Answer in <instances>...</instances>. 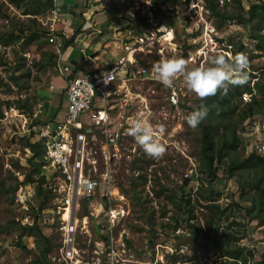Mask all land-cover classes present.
<instances>
[{"label":"rangeland","instance_id":"374dc122","mask_svg":"<svg viewBox=\"0 0 264 264\" xmlns=\"http://www.w3.org/2000/svg\"><path fill=\"white\" fill-rule=\"evenodd\" d=\"M13 1L20 3L22 9L17 10L10 0H0V33L3 36L24 26L26 31L49 30L52 12H40L35 23L23 15L30 6V0ZM253 1L256 0H242L244 9L239 10L234 0H217L218 10L222 13L239 16L238 19L226 20L213 14L206 0H163L160 9L152 0L111 2L121 6L120 14L137 31L157 30L161 25L173 29L175 44L164 43L165 51H168L164 58L156 52H142L147 56L142 62L152 70L161 60L175 58L184 59L187 69L206 67L208 57L217 53L229 59L242 53L248 61L247 82L227 87L234 91L238 87L242 93L236 94L219 115L216 109L205 103L209 96L203 100L198 98L186 88L182 76L174 79L173 86L164 87L155 79L154 72L146 76L137 75L126 83L125 89L122 88L124 85L120 87L128 96V106L122 108L119 98L111 102L114 109L109 110L111 119L105 133L97 130V139L91 140L97 161L94 177L102 181L107 178L115 186L113 208L121 215L116 220L113 233L114 236L122 234V249L127 248L124 259L133 260L134 264H187L190 258H193L192 264H196L198 260L193 251L197 249L221 256L216 244L203 239L202 235L206 230L205 216H211L202 205L207 204L206 193L212 188L215 190V204L229 208V219L219 223V235L223 232L224 236L243 238L238 244L252 248L257 260L264 253V226L258 220L245 217V212L234 205L251 207V203L241 199V173L231 176L227 173L230 166L227 157L215 161L217 177L212 180L201 173L200 162L203 129L209 125H214L212 135L215 141L237 129V154L241 160L251 155L253 149L264 154V52L258 49L253 38L258 33L264 34V20L256 18L249 21L247 12ZM137 34L134 37H138ZM38 42L25 48L26 41L21 39L17 45L4 47L0 44V58L8 62L5 67L0 66V264L75 262L57 250L60 236L55 228L60 221L56 210L59 203L55 198L62 201L58 193L50 191V186H55L53 180H57L56 176L51 172L48 179L42 167L46 181L40 192V173L35 169L44 159L43 152L38 146L35 152L30 147L38 143L32 137L30 125L46 121L42 114L36 120L31 115H35L38 104L46 100L43 93L57 74L47 72L42 63L49 61L54 50L50 38L41 35ZM137 55L142 57L140 52L135 53V57ZM248 86L252 92H247ZM172 87L181 91L177 105L169 99ZM201 103L206 106L207 115L197 127L191 128L185 116ZM216 105L222 107L221 104ZM29 107L32 111L27 110ZM137 118L146 119L154 129V138L165 146L161 157L146 155L127 134L126 129ZM198 188L201 193H198ZM44 193L50 195L49 199H44ZM250 194L247 196H252L253 191ZM187 198L197 206L187 204ZM96 200H78L76 214L80 218L85 215L89 223L87 238L82 237L80 231V235L75 236L74 247L79 250L78 259L83 264L98 263L95 246L100 245L101 249L102 243L105 246L108 241L111 246L115 243L114 236L107 229L108 201L101 204L102 200ZM42 203L44 208L40 209ZM192 215L195 217L187 222ZM36 218L44 236L22 229L28 224L27 219L32 222ZM97 223H106L105 228ZM44 237L51 241L48 252H45L47 243ZM228 242L222 237L219 245L223 248ZM99 259L101 264L107 261L106 255Z\"/></svg>","mask_w":264,"mask_h":264},{"label":"built area","instance_id":"2783aa9c","mask_svg":"<svg viewBox=\"0 0 264 264\" xmlns=\"http://www.w3.org/2000/svg\"><path fill=\"white\" fill-rule=\"evenodd\" d=\"M58 20L57 13H54L52 22L56 23ZM164 27L165 25H161L157 30L151 29L137 34L138 37H134V34L130 32L128 42L124 43V56L117 61L106 63L97 70L81 72L72 79L67 88L68 114L63 124L55 128L50 124H32L30 126L31 133L46 147L44 152L45 163L42 167L48 172L49 177L53 172L57 179L53 180L55 186H50V191L58 193L62 201L61 203L55 198L59 203L56 210L60 221L56 229L61 235V253L65 254L68 260H75L74 264H83V261L78 259L79 250L74 247L76 246L75 236L80 231L81 236L87 238L89 229L87 217L84 215L80 218L76 214L78 200L92 201L97 199V202L102 200L101 204L108 201V215L105 216L107 218L106 223H109L107 229L113 236L116 220L121 215L113 208L115 200L112 197L115 186L111 180L106 178L102 181L94 177L97 172V161L93 156L91 140L97 139L95 130L105 133L109 125V110L114 109L113 104L108 103L109 101L117 97L121 101L122 108L129 104L128 97L121 95L114 84L120 78L132 79L137 75L148 73L147 68L133 69V66L137 67L135 65L137 62L135 53L156 52L158 56H165V53L168 52L164 48V43L167 42L163 38ZM52 29L54 30V27ZM63 34L66 35V31ZM174 42L175 40L172 42L173 45ZM130 55H132V59ZM180 93L179 89L172 87L169 99L173 105L178 104ZM98 101L103 103V108L96 106ZM259 154L262 153L259 152ZM100 213L101 210H99V215ZM106 223L102 225L97 223V225L105 228ZM113 238L115 243L112 246L109 241L107 246L102 243L101 249L100 245L95 246L100 250L99 253L95 249V254L99 257L106 255L105 264H134L133 260L124 259L123 254H126L127 248L122 249L124 248L122 234L119 233ZM193 254L198 260L196 264H222L226 261V258L205 253L201 249L193 251ZM99 257L97 264H101ZM132 258L133 256H131ZM192 261L193 258H190L187 264H192Z\"/></svg>","mask_w":264,"mask_h":264},{"label":"crops","instance_id":"0c3cea01","mask_svg":"<svg viewBox=\"0 0 264 264\" xmlns=\"http://www.w3.org/2000/svg\"><path fill=\"white\" fill-rule=\"evenodd\" d=\"M48 1L49 0H37V3H35V1L32 2L27 8L30 14L25 15L28 16L27 19H32L36 23L37 16H39L40 12L50 11L53 15L57 13L59 20L53 23L50 18L49 22L51 27L49 30H45L44 32L41 30L38 32L36 30L26 31L27 29L25 26L18 30H21V32L24 30L25 35L23 33L20 34L23 36L21 40L26 41L24 48L26 46L31 47L38 44V38H40L41 35L45 36V38L49 37L51 45L54 47L52 54H50L51 57L49 61L42 63L47 68V72H54L57 74L54 75L50 87L43 93L46 100H44L42 104H38L39 109L35 111V115L32 114L31 116L36 120L39 115L42 114L43 120L46 121H42L44 123L40 125L50 124L55 128L63 124L67 118V88L70 81L81 72L97 70L106 63L117 61L125 55L123 48L124 43L128 42L130 38L129 33L140 34L142 31H137L132 27L130 21L120 14L121 6L111 3L113 0H52L53 7ZM108 1L110 2L109 4H107ZM43 2H46L48 7L44 6ZM40 8L41 11H39ZM16 9L20 10L22 8L21 6H16ZM25 10L23 12H25ZM52 27H54V30ZM64 31H66V35L63 34ZM32 37H35L33 41H31ZM17 41V43H19L20 39ZM140 54H142V57H138V55L135 57L137 61L135 65L137 67L135 68V66H133V69L147 68V74L154 72L149 66H146V62H142V59L147 58L146 53L140 52ZM164 57L165 56H161L160 58ZM130 58L132 59V55H130ZM133 79L134 78H120L114 84V87L121 95H125L123 93L125 88L121 89L120 87L123 85L126 86V83ZM114 100L112 99L108 103ZM96 106L98 108L104 107L103 103L99 101ZM109 119H111L110 112ZM95 133H97L96 130ZM32 137L38 142L36 146L42 150L44 158L46 147L33 133ZM42 162L45 163V160L43 159ZM41 170L42 167L37 171V173H40V176H42ZM44 174L47 175L49 179L48 172L46 171ZM51 215L52 214H50V216ZM34 221L35 219L32 220V222L27 219V225L33 226ZM52 225H55V223L52 222ZM56 231L60 236V246L57 249L60 252L62 246L61 235L57 229Z\"/></svg>","mask_w":264,"mask_h":264},{"label":"trees","instance_id":"16d2710c","mask_svg":"<svg viewBox=\"0 0 264 264\" xmlns=\"http://www.w3.org/2000/svg\"><path fill=\"white\" fill-rule=\"evenodd\" d=\"M17 7H20V3L10 0ZM155 6L160 9V4L163 0H152ZM258 1V2H257ZM33 0H30V4H32ZM237 4L238 9L243 10L242 0H234ZM208 9L216 15H220L223 20L226 19H238L239 16H228L218 10L219 4L217 0H206ZM44 6L48 7L46 2H43ZM29 10H25V14H30ZM249 21H253L256 18L258 20H264V0H256L251 2L249 6V10L247 12ZM19 33V34H17ZM24 34V30H18L17 28L12 29L11 32L7 36H3L0 33V44L4 47H8L16 44L23 36L20 34ZM25 35V34H24ZM31 38V41H33ZM253 38L257 41V47L260 51L264 52V34H256ZM7 60L0 58V66L5 67L7 65ZM1 77V76H0ZM247 92H252L251 87H247ZM242 91L237 87V90H231L227 88L226 92H221L219 89L217 93L213 96H209L206 99V104H208L211 109H216V112L222 113L224 112L225 106L231 102V100L235 97L236 94H241ZM264 93V92H263ZM221 104L222 107H219ZM28 111H32L29 107ZM206 129V131H205ZM203 137H202V156L200 158V162L202 163L201 173L206 174L209 179L215 180L217 177V170L215 168V161H218L223 158L229 157L230 166L228 167L227 173L231 176L235 173H241V179L239 180V186L241 189V199L245 203H251V207L244 208L241 207L240 204H234L240 207L241 210L245 212V217H249L255 220H258L261 225L264 226V155L259 154V152H255L253 149L252 154L249 155L244 160H241L237 154L239 148V139L237 134V129L233 130L230 134H224L219 141H215L214 136L212 135V131H214V125H209L204 127ZM32 151H36V144L30 146ZM44 165V162L41 161L39 166L35 169L37 172ZM33 181V180H32ZM39 190L42 192V187L46 181L45 176H40L39 180ZM198 193H201V189L198 188ZM253 191L252 196H247ZM206 201L207 204L202 205L203 208L207 209L206 213L211 214V216H205L204 228L206 229L202 235L203 239L207 241H212L216 244L215 248H218L219 252H221V256L226 258V261L222 264H264V253L260 255L259 260L254 258V250L252 248H246L238 244L243 238H231V236H224L225 233H221L219 235V223L226 219L228 220L230 216L227 215L229 208H223L220 204H215V190L214 188L210 189L207 193ZM251 195V194H250ZM48 194L44 193V199H49ZM46 201V200H45ZM187 204H191L193 207L197 206L192 204L190 198L186 200ZM44 203V202H43ZM41 204L44 208V204ZM198 203V200L196 201ZM195 217L192 215L190 219L187 220L189 222ZM193 226V224H192ZM23 231L25 232H36L41 236H44L41 233V229L38 225V219L36 218L33 226L25 225L22 226ZM225 237L229 240L226 247H220L219 240ZM47 246L45 252L49 251V245L51 241L49 238L44 237ZM231 243L233 245H231ZM202 250V249H201ZM208 250V249H207ZM210 251V250H209ZM209 253V252H208ZM252 260H254L252 262ZM185 263V262H183Z\"/></svg>","mask_w":264,"mask_h":264},{"label":"clouds","instance_id":"9594fccd","mask_svg":"<svg viewBox=\"0 0 264 264\" xmlns=\"http://www.w3.org/2000/svg\"><path fill=\"white\" fill-rule=\"evenodd\" d=\"M247 65V57L242 53L230 59L220 53L210 55L208 66L192 69L186 68V62L182 58L164 59L154 65V77L164 87H171L174 79L182 76L186 88L203 100L215 95L218 89L226 92L228 85L245 84L248 80ZM206 115L207 108L201 103L185 116V121L189 127L195 128ZM126 132L146 155L159 158L164 154L165 146L154 138V129L146 119H134Z\"/></svg>","mask_w":264,"mask_h":264},{"label":"bare ground","instance_id":"6f19581e","mask_svg":"<svg viewBox=\"0 0 264 264\" xmlns=\"http://www.w3.org/2000/svg\"><path fill=\"white\" fill-rule=\"evenodd\" d=\"M165 34H164V40L169 42V44L173 45L172 42H173V39H174V33H173V30L172 29H166L165 27L163 28ZM174 46V45H173ZM122 88H125V85L122 87ZM114 192H116V190H114Z\"/></svg>","mask_w":264,"mask_h":264},{"label":"water","instance_id":"95a60500","mask_svg":"<svg viewBox=\"0 0 264 264\" xmlns=\"http://www.w3.org/2000/svg\"><path fill=\"white\" fill-rule=\"evenodd\" d=\"M48 3L53 7L52 0H49Z\"/></svg>","mask_w":264,"mask_h":264}]
</instances>
